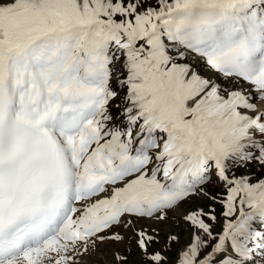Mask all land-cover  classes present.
I'll return each mask as SVG.
<instances>
[{
    "label": "snow or ice",
    "instance_id": "obj_1",
    "mask_svg": "<svg viewBox=\"0 0 264 264\" xmlns=\"http://www.w3.org/2000/svg\"><path fill=\"white\" fill-rule=\"evenodd\" d=\"M0 264H264V0H0Z\"/></svg>",
    "mask_w": 264,
    "mask_h": 264
},
{
    "label": "rangeland",
    "instance_id": "obj_2",
    "mask_svg": "<svg viewBox=\"0 0 264 264\" xmlns=\"http://www.w3.org/2000/svg\"><path fill=\"white\" fill-rule=\"evenodd\" d=\"M173 231H179V229H173ZM184 239H186V236L182 234L181 240L183 241ZM134 258H135V256H134ZM109 259H110V257H109Z\"/></svg>",
    "mask_w": 264,
    "mask_h": 264
}]
</instances>
